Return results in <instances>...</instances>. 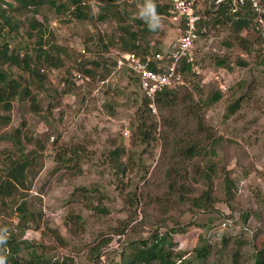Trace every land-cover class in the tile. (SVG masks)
<instances>
[{"label":"rangeland","instance_id":"1","mask_svg":"<svg viewBox=\"0 0 264 264\" xmlns=\"http://www.w3.org/2000/svg\"><path fill=\"white\" fill-rule=\"evenodd\" d=\"M60 1L68 3L13 9L19 29L2 37L10 50L34 55L41 24L42 49L61 59L58 67L42 65L49 78L38 88L20 66L5 65L36 96L33 104L18 96L10 111L0 109L1 119L10 117L0 120V183H7L13 165L27 162L22 184L0 186V232L7 230V242L18 244L23 260L35 251L47 260L116 264L129 242L174 227L185 229L170 236L190 264H251L264 246V25L244 27L238 37L229 20L211 25L196 42L195 74H182L174 104H157L154 113L135 75L113 63L122 57L124 25L139 29L141 47L170 46L175 32L162 12L152 28L135 21L143 1L115 0L101 8L87 0L93 13L85 20L56 7ZM82 60L108 74L88 75L91 81L74 87L72 73ZM216 90L222 98L211 102ZM238 97L240 106L227 112ZM145 119L156 121L149 137L137 130L141 123L147 129ZM192 143L196 154H183ZM116 147L124 148L120 165L110 153ZM7 242L0 244L6 264ZM202 245L209 254L199 259L195 249Z\"/></svg>","mask_w":264,"mask_h":264},{"label":"trees","instance_id":"2","mask_svg":"<svg viewBox=\"0 0 264 264\" xmlns=\"http://www.w3.org/2000/svg\"><path fill=\"white\" fill-rule=\"evenodd\" d=\"M5 0H0V39L6 35V33H9L10 30L17 31L18 28V22L14 20L13 15L11 12H13V9H19V7H22L24 9H27L29 7L36 8L37 6H41L43 2H49L51 4H54V1L56 3V0H13L15 2V5H12L11 3L4 2ZM98 3H102L100 6L101 8L107 6L109 2H115V0H95ZM120 1V0H119ZM143 1V4L145 3V0H138V2ZM156 1V0H152ZM84 2V3H83ZM87 0H68V3L66 5L65 1H60L56 4V7H65L69 9V11L72 13V15L78 19V20H85L92 17V8L89 6L91 3ZM264 5V0L261 1ZM155 5V13L158 14L162 12V14L165 13L167 7L169 6V0L166 2H163L161 5L158 3H154ZM36 11L37 9H33ZM109 10V9H108ZM111 13L114 14L113 11ZM161 14V15H162ZM237 18H234L230 16L227 13V10L225 8H221L215 13H212L209 15V11H206V18L199 23V32L201 35L206 34L209 31V28L211 25H216L219 23H223V21H231V31L236 33V37H238L239 31L247 26H255L258 27V24L255 21V18L257 17V13L252 11L248 6H245L243 12L237 13ZM141 16H139L140 18ZM135 18L136 23L139 25L141 23H144V18L140 19ZM37 26V21L34 19L29 24V29H27L28 36H33V32ZM205 28L204 32H201L202 28ZM39 29H37V43L38 48H36L37 53L32 55H28L26 53H18L14 50H10L8 47L7 42H5V39H2L3 42L0 44V109L3 108L6 111H10L12 107V101L16 97H22L26 99L32 100V104L34 103L35 95L31 93L29 89V83L26 81L25 78L21 77H13L8 72V69L5 67V65H18L22 69H24L29 77V81L35 84V86L42 87L43 83L47 81L49 78V73L47 72V69L44 68L42 65H46L47 67L54 68L61 65V59L57 58L54 60V57L51 55V53L48 50L42 49L43 44V31L40 29L41 24H39ZM122 37H121V48L125 52H135L138 55H144L148 52L152 51H163L165 54L167 48H153L148 49L147 47H141V36L139 35V29L136 31L132 30L131 26H123L122 27ZM129 38V39H128ZM63 49V48H61ZM65 51V49H63ZM62 50V51H63ZM54 60V61H52ZM88 61V60H87ZM87 61L82 60L79 64L78 68L79 73L84 75H91L92 79L96 75V72L94 69H91L86 65ZM169 62L167 56H164L163 60L160 62V65L157 64L156 61H151L149 63V67L152 68L155 72H162L164 70V67ZM264 63V57L262 61ZM91 64L98 66L101 64L98 60H90ZM238 63L243 65H246L247 62L245 60H238ZM117 65V61L115 60L113 65ZM227 67L230 63L223 62ZM105 68V67H104ZM127 70H129L132 74L135 75V78L138 82L139 89H140V79L136 73L132 71V69L129 66H124ZM105 72H97L100 77H104L108 74L109 69L105 68ZM52 70V69H51ZM76 72V71H74ZM177 72L180 74V77L182 78V74H195L193 72V66L192 64L186 62V60H180L178 62L177 66ZM73 79V77H72ZM91 81V79L89 80ZM85 81L83 84L89 82ZM72 85L74 87H78L79 85H76L74 79L72 81ZM179 85H175L174 87H163L162 90H160L156 97H155V105L157 107V104L159 105L162 103L163 105H172L174 104L175 97H176V88ZM243 81H240L238 83V87L242 88ZM81 89V88H80ZM141 91V89H140ZM74 95V94H73ZM141 95L144 98V103L148 111L150 112L151 109L149 107V99L146 97L144 93L141 91ZM222 98V93L219 90H216L210 97L211 102L218 101ZM240 97L236 98L234 101H232L229 105L226 107V111L228 112H235L237 108L240 106ZM194 108V107H192ZM153 113V112H152ZM144 118V116H142ZM2 122H8L10 120L9 116H5L2 119L0 118ZM149 121V122H148ZM145 119V123L147 122V129H143L144 123L139 124L140 129L137 128V130L142 133L143 137H149L152 135L151 132L154 130V127L156 126V121L150 119ZM196 143L189 144L184 148L183 154L194 156L196 154ZM112 158L115 159L116 165H120L122 163H119V157L121 156V153H124V148L122 147H116L111 152ZM27 162L26 161H20L13 165L8 170V177L7 183H0V186H9V188L12 187V183L14 185H19L23 183L22 180V174L26 169ZM123 168V166H120ZM11 185V186H10ZM13 185V186H14ZM24 185V184H23ZM209 188H212V185H208ZM233 188L234 184L231 180H228V177H226L225 181V190L228 192V194H233ZM209 189V190H210ZM208 190V191H209ZM207 191V192H208ZM201 197H198V199H195V205L199 207L201 205V201L198 203V200H201ZM205 199V196H204ZM207 200V199H205ZM23 205L18 207V209H22ZM246 218V217H245ZM226 219H224L225 221ZM223 221V222H224ZM227 224V222H226ZM184 232L185 229H177L174 227H171L169 229L165 228L164 231H160V229H157L154 231L151 235V237H147L141 240H134L129 242L128 246V252L127 253H119L121 256V259L116 264H190V260H184L185 258V251L183 250H175L174 249V243L172 240V237L170 236V233H174L177 231ZM185 233V232H184ZM223 240H225V237H223ZM7 244L10 246L11 249V255L8 257L7 264H73L72 263V257L64 256L60 260H47L43 259V256L41 254L36 253L35 251H30L28 256L23 260L18 256V250L19 246L17 243L14 242H7ZM4 248V245H3ZM2 246H0V250L2 249V252H4L5 249H3ZM8 252V251H7ZM196 258L204 259L208 256L209 250L207 249V246L202 245L201 247H198L195 249ZM251 264H264V246L261 248L257 253L255 254L254 261Z\"/></svg>","mask_w":264,"mask_h":264},{"label":"built area","instance_id":"3","mask_svg":"<svg viewBox=\"0 0 264 264\" xmlns=\"http://www.w3.org/2000/svg\"><path fill=\"white\" fill-rule=\"evenodd\" d=\"M262 0H169L163 16L169 21L175 32V39L168 47L165 54L163 51H152L144 55L135 52H124L122 59L118 60V66L125 64L129 66L140 79V89L149 99V107L155 113V97L163 87H174L180 84L181 77L177 72L178 62L186 60L195 66L196 42L201 34L199 23L206 18V11L209 15L225 8L227 13L237 18L238 12H243L245 6L257 13L255 18L258 26L264 25V5ZM84 3V2H83ZM205 28L201 29L204 32ZM167 56L169 62L162 72H155L149 67L151 61H156L158 65ZM76 83L89 81L87 75L73 72ZM226 225V220L223 222Z\"/></svg>","mask_w":264,"mask_h":264},{"label":"clouds","instance_id":"4","mask_svg":"<svg viewBox=\"0 0 264 264\" xmlns=\"http://www.w3.org/2000/svg\"><path fill=\"white\" fill-rule=\"evenodd\" d=\"M139 8H140V13H139L140 16L142 18H144L146 21H148L149 27L154 28L155 27L154 21L156 20V14H155V5L153 4L152 0H145V3L143 5H140ZM124 52L125 51H123L122 53H124ZM120 58H122V57H120ZM120 58L118 60H120ZM118 60H117V66H118ZM195 63H196V60H195ZM118 67H120V66H118ZM72 77H73V73H72ZM89 79H90V77H89ZM83 83H76V84L79 85V84H83ZM0 233H2V234H0V244H5L7 242V235H6L7 230L5 229ZM0 264H6V257L3 255H0Z\"/></svg>","mask_w":264,"mask_h":264}]
</instances>
